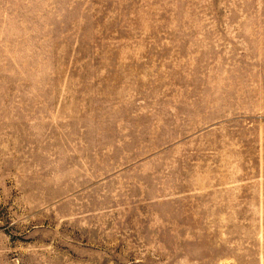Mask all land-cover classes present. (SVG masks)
<instances>
[{"label":"rangeland","instance_id":"1","mask_svg":"<svg viewBox=\"0 0 264 264\" xmlns=\"http://www.w3.org/2000/svg\"><path fill=\"white\" fill-rule=\"evenodd\" d=\"M0 264H264V0H0Z\"/></svg>","mask_w":264,"mask_h":264}]
</instances>
